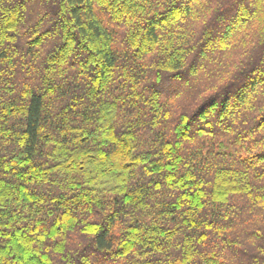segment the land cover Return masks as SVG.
Listing matches in <instances>:
<instances>
[{"label": "trees", "instance_id": "trees-1", "mask_svg": "<svg viewBox=\"0 0 264 264\" xmlns=\"http://www.w3.org/2000/svg\"><path fill=\"white\" fill-rule=\"evenodd\" d=\"M254 14L0 0V264H264Z\"/></svg>", "mask_w": 264, "mask_h": 264}, {"label": "snow or ice", "instance_id": "snow-or-ice-1", "mask_svg": "<svg viewBox=\"0 0 264 264\" xmlns=\"http://www.w3.org/2000/svg\"><path fill=\"white\" fill-rule=\"evenodd\" d=\"M237 2L238 0H228V3L232 6H235ZM246 2L251 4L252 10L255 11L253 19H259L262 22V31H264V0H246ZM257 55L261 60H264V48H261Z\"/></svg>", "mask_w": 264, "mask_h": 264}]
</instances>
